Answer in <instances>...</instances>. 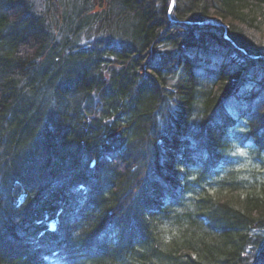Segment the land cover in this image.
I'll return each mask as SVG.
<instances>
[{
  "label": "trees",
  "instance_id": "16d2710c",
  "mask_svg": "<svg viewBox=\"0 0 264 264\" xmlns=\"http://www.w3.org/2000/svg\"><path fill=\"white\" fill-rule=\"evenodd\" d=\"M239 126L264 0H0V264H264Z\"/></svg>",
  "mask_w": 264,
  "mask_h": 264
},
{
  "label": "rangeland",
  "instance_id": "374dc122",
  "mask_svg": "<svg viewBox=\"0 0 264 264\" xmlns=\"http://www.w3.org/2000/svg\"><path fill=\"white\" fill-rule=\"evenodd\" d=\"M210 23L223 25L217 18H209ZM213 21V22H211ZM234 139L233 145L227 154V162L230 166L236 167L241 170V174L246 178L256 176V179H264V153L258 155L255 153L256 148L252 142V139L248 137L244 126H239L232 132ZM228 168L224 164L221 172H225ZM48 261L46 264H51Z\"/></svg>",
  "mask_w": 264,
  "mask_h": 264
},
{
  "label": "water",
  "instance_id": "95a60500",
  "mask_svg": "<svg viewBox=\"0 0 264 264\" xmlns=\"http://www.w3.org/2000/svg\"><path fill=\"white\" fill-rule=\"evenodd\" d=\"M174 1V0H173ZM211 22H213V21H211Z\"/></svg>",
  "mask_w": 264,
  "mask_h": 264
}]
</instances>
